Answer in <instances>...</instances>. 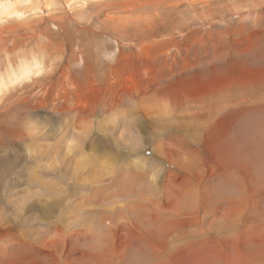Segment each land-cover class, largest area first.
<instances>
[{
    "label": "rangeland",
    "instance_id": "obj_1",
    "mask_svg": "<svg viewBox=\"0 0 264 264\" xmlns=\"http://www.w3.org/2000/svg\"><path fill=\"white\" fill-rule=\"evenodd\" d=\"M52 1L0 17V72L44 64L0 92V264H264V0Z\"/></svg>",
    "mask_w": 264,
    "mask_h": 264
},
{
    "label": "bare ground",
    "instance_id": "obj_2",
    "mask_svg": "<svg viewBox=\"0 0 264 264\" xmlns=\"http://www.w3.org/2000/svg\"><path fill=\"white\" fill-rule=\"evenodd\" d=\"M66 3V5L71 6L73 3V1L76 0H62ZM80 3L84 6V4H87L88 1L90 0H79ZM93 1V0H92ZM54 2L52 0H42V2L40 3L39 0H0V17L6 15V16H10L13 15L15 16V18H21L23 16H25L27 13H37L39 11H41L42 6L49 8L51 5H53ZM17 5L18 8H14V6ZM34 15V14H33ZM59 53V52H58ZM21 56V55H20ZM39 55L33 54L32 57H22L20 58L17 67L15 68L14 65L11 63L10 59L7 58L8 64L6 65V70L5 73L0 72V92L1 93H5V91L7 92L8 90H10L13 85L16 84H21L23 81H27L29 79H32V77L39 75L42 71H43V61L40 57H38ZM66 79V78H65ZM148 106V105H147ZM149 110V109H148ZM124 112V111H123ZM129 112V111H128ZM130 113V112H129ZM162 113V112H161ZM112 115V114H111ZM125 117V116H124ZM80 120V119H79ZM110 122V121H109ZM125 122V121H124ZM112 125V124H111ZM128 131V129H127ZM96 138V137H95ZM208 146V144H207ZM105 147V146H104ZM207 148V147H206ZM210 150V149H209ZM172 151V149H171ZM207 152V151H206ZM220 152V151H219ZM209 153V152H208ZM166 154V153H165ZM211 154V153H210ZM161 159V158H160ZM170 160V159H169ZM228 160V159H227ZM239 162V161H238ZM187 163V162H186ZM82 165V164H81ZM213 167V166H212ZM236 167V166H234ZM80 168H84L83 165ZM87 168V166L85 167ZM79 169V168H78ZM247 170V169H246ZM79 171V170H78ZM254 171V170H253ZM81 172V171H80ZM255 172V171H254ZM88 173V171H87ZM242 173V172H241ZM82 174V173H81ZM80 175V173L78 174ZM229 178V177H228ZM194 190V189H193ZM198 190V189H197ZM52 191V189H51ZM128 191V190H127ZM124 192V191H123ZM197 192V191H196ZM129 193V192H128ZM190 194L194 193L188 192ZM187 193V194H188ZM198 194V192H197ZM204 194V193H203ZM196 195V194H195ZM200 195V194H199ZM197 196V195H196ZM202 196V194H201ZM199 197V196H198ZM56 198V197H55ZM202 202L204 203V199L205 197L203 196L201 198ZM134 201V200H133ZM253 201V200H252ZM49 202V201H48ZM96 202V201H95ZM119 202V201H118ZM53 205V204H52ZM110 209V207H109ZM193 210V209H192ZM122 216V215H121ZM183 217V216H182ZM197 219H194V222H197ZM204 229V227H203ZM206 229V228H205ZM199 233L202 235H205L206 232H204L202 229H199ZM156 232V231H155ZM171 231H166V232H162V231H158V233L160 234V237L158 235V239L160 240L161 238H163L162 240L164 241V239H166V237L164 236L165 234H171ZM138 236L140 239L145 238L146 240L144 241V244L142 243V247H148L153 253L156 252L155 254V259L156 257H158V255L161 254V247H165V245L162 243H159V240L157 239V237L155 236V239H153L154 237L152 236V239L154 241L151 240H147V237H145V233L143 232H138ZM151 233L154 235V230L151 231ZM188 234V233H187ZM186 234V235H187ZM183 235V234H182ZM181 235V236H182ZM185 235V233H184ZM189 235V234H188ZM164 236V237H163ZM180 236V235H179ZM180 236V237H181ZM186 237V236H185ZM169 238V237H168ZM177 239V238H176ZM186 241V240H185ZM165 242V241H164ZM159 250V252L157 251ZM142 253V252H141ZM151 253V252H150ZM159 253V254H157ZM163 253V252H162ZM202 253V252H201ZM144 254V253H143ZM203 255V254H202ZM145 257V256H144ZM160 257V256H159ZM154 258V257H153ZM162 259V258H161ZM163 260V259H162ZM154 261V260H153ZM160 264V263H159ZM164 264V263H163Z\"/></svg>",
    "mask_w": 264,
    "mask_h": 264
}]
</instances>
